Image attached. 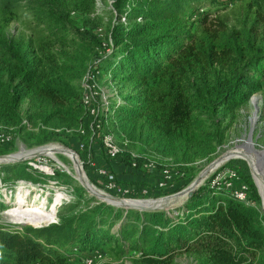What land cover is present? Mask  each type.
<instances>
[{
	"label": "trees",
	"instance_id": "obj_1",
	"mask_svg": "<svg viewBox=\"0 0 264 264\" xmlns=\"http://www.w3.org/2000/svg\"><path fill=\"white\" fill-rule=\"evenodd\" d=\"M22 3L38 20L41 38L2 35ZM96 10L97 0H0V76L8 81L7 92L0 97V123L19 135L38 128L40 144L79 139L87 165L91 155L96 158L94 145H99V165L119 185L130 189L139 185L138 192L182 190L188 183L181 184L176 173L164 181L165 169L157 163L156 174L148 173L144 166L152 157L147 154L134 158L125 149L116 158L109 157L103 144L104 136L112 135L108 121L128 147L140 143L144 152L170 156L181 167L210 160L231 138L230 129H241V110L258 89L254 72L264 64V14L257 13L248 31L232 30L214 21L201 0H114L108 48L87 74L108 73L113 86L120 85V96L127 90L134 95L107 111L103 102L96 103L99 94L95 95L94 117L83 102L84 69L73 66L74 57L58 46L73 37L102 49L89 17ZM77 15L82 18L75 20ZM26 101L30 109L22 119L18 107ZM117 165L129 177L121 179L114 171ZM225 167L238 170L255 207H246L213 186L214 174L178 216L97 202L78 212L76 207L65 209L58 224L44 228L10 230L0 225V264H71L76 258L85 263L103 249L119 257L138 255L133 264H178L181 256L198 264H264V213L257 208L262 196L244 161ZM90 177L104 186L97 172L91 170ZM162 181L164 187L159 186ZM5 207L0 202V210Z\"/></svg>",
	"mask_w": 264,
	"mask_h": 264
},
{
	"label": "rangeland",
	"instance_id": "obj_2",
	"mask_svg": "<svg viewBox=\"0 0 264 264\" xmlns=\"http://www.w3.org/2000/svg\"><path fill=\"white\" fill-rule=\"evenodd\" d=\"M113 2L114 0H97V10L89 16L92 19L94 26L96 27L93 34L97 36L100 43H103L102 49L95 45L92 46L90 44L84 43L81 40L75 41L73 40V37H70L64 45L58 46L59 51H62L63 53H67L68 55L74 57V60L71 61L73 66L84 69L83 78L81 79V86L83 87L81 90L82 93L86 90L84 89L86 82L83 80L85 75L90 69L93 70L99 65V59L104 56V48H108L106 46L107 43H105V40L110 32L109 29L111 27V21L114 19L111 11ZM201 3L203 4L205 11L211 13L214 21L220 20L225 23L229 29L232 30L248 31L257 13L259 12L264 14V0H201ZM21 7H23L22 10L18 12L13 23L2 33V35L6 38H41V28L37 27V24L39 23L38 20L34 19V16L31 13L27 12L24 3L21 4ZM75 18V20H77L82 18V16L77 15ZM107 52L110 53L111 49H107ZM254 73V81L258 84V89L251 98L249 106L241 110V119L243 121V124L240 127L241 129L239 130L238 128V131L230 129L231 138L221 148H219L217 153L214 154L210 160H197L193 163L185 165V167H181L177 165L174 159L170 156L157 154L156 152H152L149 149L148 151L144 152V147L140 143H134L130 145L131 147H128L129 143L124 141L125 143H128L126 144V147L124 143L122 144L123 137H121V134L116 131L113 123L111 121H108V130L112 133L117 143L120 144L124 148V150L129 149L131 153L139 156L143 154L149 155L150 157H152L151 161L155 162V164L157 163V165H160L162 168L170 170L173 175L176 173L179 177L178 181L181 179V184L188 183V185H186L182 190L179 191H174L173 189L161 190L160 188H156L153 192L154 195H148L145 191L138 192L135 187H139V185L132 184L134 188L131 189L124 185H120L123 189H125L124 191L128 190L130 192L113 194L108 190L97 186L91 180V168L86 164L84 160L83 153L85 152L84 149L81 148V142H79V139L74 141L73 143L68 142V144H65L60 138H57V140L40 144L37 141V135L39 134L38 128L35 127H32V130L22 132L14 141V143H12V145H10L8 148L5 146H1L0 156L14 154L18 152L22 146L27 149H34L45 145H58V147L61 146L60 148H70L77 152L79 159L83 162V168L86 173V177H88V179L105 194H109L116 198H122L126 200H156L169 197L183 191L188 186H190L212 162L223 156L226 152L236 150L238 146L243 145L244 142L248 140V135L252 129L253 143L255 144V148L258 150L264 148V64H260V66L255 69ZM2 85H5V87H3ZM7 85L8 81L6 77L0 76V97L3 93L7 92ZM93 86H95L93 93L96 95L99 94V96H97L96 98V103L99 105L100 102H103L106 105V111L114 105L122 104L125 97L134 95L132 94L131 90H127L122 96H120V85L118 86V88L115 84L113 86L112 81L110 80V75L105 72H101L97 75L95 84H93ZM254 99H257L258 104H256V106L258 108V111L252 103V100ZM29 109V101L20 104V106L18 107V112L21 114L22 119H26V114ZM1 126L3 128H11L9 125L0 123V127ZM88 144L89 141L86 146H88ZM94 147L96 148L95 151L99 153V145L95 144ZM57 158L64 164V167L59 166L53 159L49 157L36 162V165L39 166L40 169L37 168L34 170H31L29 168L28 161L15 164L12 163L0 165V202L6 206L5 208L0 210L1 226L10 230H21L25 227L36 228L35 226L45 225V223L42 222L35 223L27 220L26 218H21L17 214H19V210L27 206H40L42 205L43 201H45L44 207L48 209L56 203L55 198L57 200L58 195L61 196V200L57 205L58 221L60 220V212L65 209L68 210L76 207V209H74V212H78L79 210L86 208L88 203H103L95 196L91 195L82 186V181L75 171L73 160H71L68 155L58 154ZM98 159L99 157H96L97 165L100 164L97 161ZM230 162L231 161L227 162L223 166L229 164ZM245 163L247 164V162ZM46 167L53 169L55 175L46 174L44 172L48 170ZM214 173L211 176H213ZM209 178L207 180H209ZM207 180L204 182V185ZM258 186L257 188L263 200V189ZM142 187L144 186L142 185ZM148 187L153 188L154 186L149 185ZM133 189H136L137 191L131 192ZM21 197L24 198L23 200L25 206L23 207H20ZM262 200L261 204L257 206L259 210H262ZM63 201L64 203L62 204ZM78 201H82V204L78 203ZM186 202L187 201L182 202V199H180L175 204V208L165 211L171 216H178L179 214H181L179 209L182 208ZM11 210L15 211L11 212ZM55 217L56 216H54V219ZM21 220L24 221L21 222ZM137 257L138 255L119 257V255L111 254L106 249H103L102 256L97 255L89 257L87 258V260H91L92 264H133V259ZM71 264L86 263L76 258L71 262ZM178 264L198 263L191 257L181 256L178 259Z\"/></svg>",
	"mask_w": 264,
	"mask_h": 264
},
{
	"label": "built area",
	"instance_id": "obj_3",
	"mask_svg": "<svg viewBox=\"0 0 264 264\" xmlns=\"http://www.w3.org/2000/svg\"><path fill=\"white\" fill-rule=\"evenodd\" d=\"M95 81H96V76L94 74H92L91 72H89L86 76V79H85L86 93H85L84 98H83L84 105L89 109L90 115L94 116V117H96L97 112H98L96 107H94L92 104V98L96 95L93 93V90L95 89V86H93V84H95ZM22 124L26 127H29V123L27 120H24ZM92 126H93V124L91 125V127ZM99 127H100V125H98V128ZM18 137H19V134L15 128H6V127L3 128L2 126L0 127V147L5 146L8 148L10 145H12V143H14V141ZM103 144H104L105 153L111 158H116L117 156H119L120 154H122L124 152V148L120 144L117 143V141L113 135L104 136ZM51 147H58V145H56V146L45 145V146H40V147H37L34 149H27L24 146H22L18 152L14 153V154H10V155L23 157V156L29 155L31 152H34V151H39V152L43 153L39 156H36L35 158L27 160L29 168L31 170H34V169L39 168V166L36 165V162H39L41 159H44L46 157L53 159L52 157L47 156L45 154V151ZM81 148L84 149V145L81 144ZM58 154H60V153H56L57 157H58ZM98 154H100V153L97 152L96 157H99V159L97 160L99 163V162H101V158H100V155H98ZM131 154L134 158L139 157L138 155H135L134 153H131ZM78 158H79V156H78ZM53 160L59 166H61V164L56 159H53ZM80 162L83 165V162L81 160H80ZM89 166H90L91 170L97 172L99 179L104 181V183H103L104 186L102 188L108 190L111 193H117V194L122 193V192H130L128 190L124 191L125 189H123L117 183L114 175L112 173H110L109 171H107L104 166L101 167V166L97 165L96 164V158H94L92 155H91V159L89 161ZM134 166H136V165L134 164ZM61 167H63V166H61ZM46 168L48 169L47 171H44L46 174L55 175L53 169H51L49 167H46ZM144 168L148 171V173L150 175L156 174L157 168H156L155 162L150 160L148 163L145 164ZM214 174H215V177H214V180L212 182L213 186H218V188L231 193L232 198L234 200L238 201L239 203L243 204L246 207H255L256 206L255 202L253 201V199L251 197V192H250L249 186L239 176L237 169L222 166L217 171H215ZM162 176L164 178V181L167 182V181H170L172 179L173 175H172V172L170 170L165 169L164 171H162ZM159 186L164 187L165 182L162 181V183ZM65 200H66V198H65ZM55 201H56V198H55ZM64 201L62 202V204L64 203ZM48 209H51V207ZM58 210H59V208H58ZM57 214H58V211L55 215L56 216L55 219L52 222L47 223L45 225H41V226H35L36 227L35 229L48 227V226L53 225V224H58ZM100 255L102 256V254H100ZM96 256H97V254H96ZM85 263L86 264H92V261L86 260Z\"/></svg>",
	"mask_w": 264,
	"mask_h": 264
},
{
	"label": "water",
	"instance_id": "obj_4",
	"mask_svg": "<svg viewBox=\"0 0 264 264\" xmlns=\"http://www.w3.org/2000/svg\"><path fill=\"white\" fill-rule=\"evenodd\" d=\"M252 103L256 107V110L258 111V108L254 103V100H252ZM248 141L251 142L252 148L255 152L253 157L248 158V157H246L247 154H245V156H243V157H233L232 152H236V150L228 151L223 156L219 157L217 160L212 162L200 174V176L198 178H196V180L190 186H188L186 189H184L183 191H181L175 195L165 197V198H161V199H156V200H126V199H122V198H116V197L109 195V194H105L102 191H100L93 183H91V181L88 179V177L86 178V173L84 171L83 165L80 162V160L77 158L75 160V166H76L77 172L79 173L80 176L83 177L84 181L87 180V184H86V182L80 181L82 186L89 193H92V191H94V190H92V188H94L96 191H98L99 193L93 192L94 193L93 196H95L101 202L107 203V204L112 205V206L117 207V208L125 209L127 211L128 210H137L140 212H159V211H165L168 209L175 208L176 207L175 204L180 199H182V202L189 200L191 197H193L195 192L198 189H200V187H202L204 185V182L215 171H217L224 164H226L227 162L232 161V160H243V161L247 162L248 167L250 169V172L252 174L254 183L256 185V182L254 179V165H258L259 169L261 171H264V148H262L261 150H258L255 148V144L253 143V129H252L248 135V140L246 142H244L243 145L238 146L237 149L238 148H244L245 149V147L248 146ZM63 150H66V151L72 153L73 155H75L76 157H78L77 152L74 151L73 149H70V148L62 147L61 149H57V150H53V151H54V153H62ZM41 154H43V153H41L39 151H34V152H31L27 156H23V157H19V158H14L15 155L0 156V165L25 162V161L32 159V158H35L36 156H39ZM256 187H257V185H256ZM258 193H259V190H258ZM259 195H260V193H259ZM135 202H138V203H135ZM146 203H148V204L146 205ZM262 204H263L262 206L264 207L263 200H262ZM261 211L264 213V209Z\"/></svg>",
	"mask_w": 264,
	"mask_h": 264
},
{
	"label": "bare ground",
	"instance_id": "obj_5",
	"mask_svg": "<svg viewBox=\"0 0 264 264\" xmlns=\"http://www.w3.org/2000/svg\"><path fill=\"white\" fill-rule=\"evenodd\" d=\"M254 103H255V105L258 104L257 99H254ZM57 149H61V148L60 147L48 148L45 151V154L47 156L52 157L53 159H56L61 164V166L64 167V164L56 157V153H54V151H53V150H57ZM60 154L68 155V157H70L71 160H73L74 168H75V171L77 172L76 166H75V160H76V158L77 159H79V158L76 157L75 155H73L72 153L66 151V150H63L62 153H60ZM232 154H233V157H243V156H245V154H247L246 157L251 158V157H253L255 152L252 148L251 142L248 141V146L245 147V149L244 148H238V149H236V152H232ZM19 157L20 156H14V158H19ZM77 175H79L78 172H77ZM79 178L81 179L82 182H86V184H87V180L84 181L82 176L79 175ZM254 178L256 180V185L257 186L259 185L263 189V195H264V171H261L259 169L258 165H254ZM92 190H94V191H92V193H90L91 195H94V193H99L94 188H92ZM23 197L20 198V207L25 206ZM60 200H61V196L58 195L56 203L52 205L50 210L47 209L46 207H44L45 201H43L42 205H40V206H38V205H34L32 207L27 206V207L19 210V212H18L19 214H17V215H19L21 218H26L27 220L35 222V223H37V222H42L45 224L50 223L54 220L55 213L57 212V205H58V202H60ZM263 202H264V197H263ZM135 203H138V202H135ZM147 204L148 203H146V205ZM263 209H264V207L262 206V210ZM13 211H15V210H11V212H13ZM22 221H24V220H21V222ZM39 226H41V225H39Z\"/></svg>",
	"mask_w": 264,
	"mask_h": 264
},
{
	"label": "crops",
	"instance_id": "obj_6",
	"mask_svg": "<svg viewBox=\"0 0 264 264\" xmlns=\"http://www.w3.org/2000/svg\"><path fill=\"white\" fill-rule=\"evenodd\" d=\"M114 171L118 174V176L121 178V179H124V178H127L129 176H126L125 174L122 173V169L119 165L117 166H114Z\"/></svg>",
	"mask_w": 264,
	"mask_h": 264
}]
</instances>
